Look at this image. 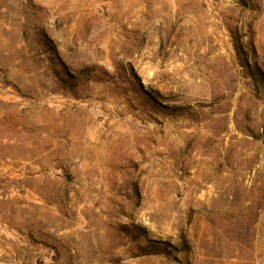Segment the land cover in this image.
Segmentation results:
<instances>
[{"label":"rangeland","instance_id":"rangeland-1","mask_svg":"<svg viewBox=\"0 0 264 264\" xmlns=\"http://www.w3.org/2000/svg\"><path fill=\"white\" fill-rule=\"evenodd\" d=\"M0 264H264V0H0Z\"/></svg>","mask_w":264,"mask_h":264},{"label":"crops","instance_id":"crops-1","mask_svg":"<svg viewBox=\"0 0 264 264\" xmlns=\"http://www.w3.org/2000/svg\"><path fill=\"white\" fill-rule=\"evenodd\" d=\"M166 1H170V2H180L181 0H166Z\"/></svg>","mask_w":264,"mask_h":264}]
</instances>
